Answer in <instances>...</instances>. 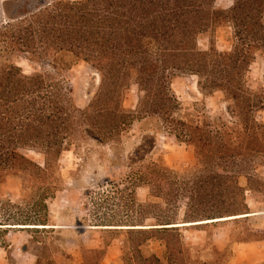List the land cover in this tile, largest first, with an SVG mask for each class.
I'll list each match as a JSON object with an SVG mask.
<instances>
[{
  "label": "trees",
  "instance_id": "1",
  "mask_svg": "<svg viewBox=\"0 0 264 264\" xmlns=\"http://www.w3.org/2000/svg\"><path fill=\"white\" fill-rule=\"evenodd\" d=\"M218 1L47 0L0 25V53L10 56L0 65V186L16 179L23 200L26 191H40L27 213L15 211V203L0 196V236L50 229L45 226L46 201L60 189L58 179L50 175L61 153L81 143L120 142L135 122L150 129L142 131L126 156L130 185L148 186L169 205L184 196V223L251 215L244 192L264 190L262 177L254 171L256 164L264 165V123L254 116L264 109V97L256 99L246 73L256 51L264 55V0H221L226 6ZM219 27L230 29V45L222 50L215 39ZM200 38L207 39L205 47L199 45ZM21 54L43 70L24 73L14 62ZM79 61L98 75L97 89L84 107L55 77ZM179 75L195 76L203 95L223 93L226 111L234 119L231 128L223 122L219 126V119L200 122L178 114L180 102L171 80ZM132 84L137 101L127 108L123 100ZM162 134L193 150L189 177L147 163ZM29 150L43 156L42 166L26 155ZM154 218V225L142 219L139 224H96L114 226L103 229L107 234L128 235L122 252L109 264H227L233 256L231 243L264 241V230H258L248 237L230 235L222 248L209 232L204 243L185 244L180 227L186 225ZM115 238L102 237L96 248L79 245L80 262L61 249L43 254L47 246L42 240L27 242L43 244L33 252L35 264H101ZM152 239L158 240L160 253L149 250ZM0 247L7 251L6 243L0 241ZM22 250L29 251L27 243Z\"/></svg>",
  "mask_w": 264,
  "mask_h": 264
},
{
  "label": "rangeland",
  "instance_id": "2",
  "mask_svg": "<svg viewBox=\"0 0 264 264\" xmlns=\"http://www.w3.org/2000/svg\"><path fill=\"white\" fill-rule=\"evenodd\" d=\"M0 0V25L5 23L6 15L2 11ZM219 5H227L225 1H218ZM216 46L219 50L230 45V29L219 27L215 32ZM200 46L205 47L206 38L198 40ZM10 56L6 52L0 53V65L5 64ZM14 62L24 73L41 72L43 69L28 61L24 54L14 58ZM47 71L49 67L44 68ZM63 86L71 90L75 103L84 107L97 89L98 75L88 64L74 62L63 76H55ZM246 80L257 100L264 97V55L256 51L254 60L246 73ZM171 88L180 102L178 114L183 119L205 121L212 123L219 119V126L225 123L228 128L234 119L226 111L228 101L220 91L211 95H203L196 86V77L179 75L171 80ZM137 101V88L131 85L126 91L123 105L134 108ZM257 120L264 123V109H257L254 113ZM149 125L142 127L135 122L123 132L120 142L98 145L94 142L81 143L63 151L50 175L57 178L60 189L47 203L46 231H8L0 236V241L7 244V251L0 247V264H34L36 257L33 252L39 251L42 243H29V239L42 240L47 246L43 254L54 250H64L76 262L81 261L79 245L88 248L98 247L102 237L117 235L112 243L108 255L101 264H109L122 252V241L128 235L125 232L105 233V227L114 228L108 223L139 224L142 219L145 225H154L158 219H170L177 223L183 222L185 198L179 196L174 204H168L164 197H155L146 185L133 186L128 182L130 172L126 168V156L131 153L140 140L142 131L149 130ZM26 155L43 165V156L32 150ZM148 162L158 163L173 168L185 178L194 167L193 150L184 143H178L171 135L159 136L156 148L147 158ZM255 173L264 182V165L255 166ZM26 182V177H25ZM27 183V182H26ZM21 183L9 178L0 186V196L8 197L15 203V211L25 213L32 211L37 204L39 192L26 191L25 200ZM132 190V191H131ZM245 200L252 212L250 216L230 217L216 222L191 224L180 227L185 244H201L206 240L207 232L212 234V242L222 248L229 242L230 235L248 237L249 233L264 230V190L255 194L246 190ZM145 205L141 207L140 205ZM147 205V206H146ZM234 216V215H233ZM226 217V216H223ZM220 218V217H216ZM215 219V218H214ZM122 221V222H121ZM198 221V220H197ZM160 222V221H159ZM96 226V227H94ZM51 227L53 229H51ZM124 231V230H123ZM28 244V252L22 250ZM150 251L160 253L158 240L148 242ZM233 256L227 264H260L264 262V241L233 242L230 245ZM209 251V250H206Z\"/></svg>",
  "mask_w": 264,
  "mask_h": 264
},
{
  "label": "water",
  "instance_id": "3",
  "mask_svg": "<svg viewBox=\"0 0 264 264\" xmlns=\"http://www.w3.org/2000/svg\"><path fill=\"white\" fill-rule=\"evenodd\" d=\"M45 2L47 0H5L1 7L7 19L13 20L41 7Z\"/></svg>",
  "mask_w": 264,
  "mask_h": 264
},
{
  "label": "bare ground",
  "instance_id": "4",
  "mask_svg": "<svg viewBox=\"0 0 264 264\" xmlns=\"http://www.w3.org/2000/svg\"><path fill=\"white\" fill-rule=\"evenodd\" d=\"M244 215H246V214L236 215V216H231V217H238V216H244ZM228 218H230V217L216 218V219H211V220H203V221H197V222H192V223H181V224H177V225L180 226V225L201 224V223H207V222H211V221H215V220H224V219H228ZM41 226L42 225H38V227H41ZM45 226H49V225H45ZM94 227H96V226H94Z\"/></svg>",
  "mask_w": 264,
  "mask_h": 264
},
{
  "label": "crops",
  "instance_id": "5",
  "mask_svg": "<svg viewBox=\"0 0 264 264\" xmlns=\"http://www.w3.org/2000/svg\"><path fill=\"white\" fill-rule=\"evenodd\" d=\"M111 247V246H110ZM110 247H109V250H110ZM86 248H88V247H86ZM93 248H96V247H93ZM109 250H108V252H109ZM108 255V254H107ZM35 256V255H34ZM36 257V256H35ZM36 260V259H35ZM34 264H35V262H34Z\"/></svg>",
  "mask_w": 264,
  "mask_h": 264
}]
</instances>
